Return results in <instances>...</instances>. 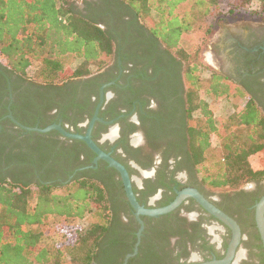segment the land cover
I'll return each mask as SVG.
<instances>
[{"label": "trees", "instance_id": "1", "mask_svg": "<svg viewBox=\"0 0 264 264\" xmlns=\"http://www.w3.org/2000/svg\"><path fill=\"white\" fill-rule=\"evenodd\" d=\"M226 1L234 13L247 10L255 0H0V68L16 82L26 83L29 94H37L30 102L23 92L14 93L11 109L15 117L26 126L36 127L39 120L35 111L39 104L38 109L45 116L40 120V128L57 123V114L51 115L55 110L65 127L70 121L65 95L69 82L100 72L113 62L120 46L147 42L148 36L172 53L181 54L184 35L192 32L199 21L217 17ZM256 1L264 17V0ZM154 14L156 20L149 27L146 20ZM71 58L79 61L74 69L70 66ZM35 64L38 68L31 76L29 70ZM196 71L197 67H186L189 110L201 109L206 126L191 125L188 153L202 184L211 189L239 190L253 181H264V157L258 169L250 161L253 155L264 153L261 102L248 96L250 88L246 91L222 74L214 73L207 88L215 98L232 92L239 98H248L245 106L220 129L207 102L196 96L194 90L201 84ZM6 88L5 83L0 90V118L8 114ZM5 123L12 124L9 120L0 122V165L3 160L9 165L16 158L19 164L26 162L31 170L34 165L44 168L58 158L59 155H53L60 154V150L55 151L60 133H28L14 126L22 141L35 145L26 153L6 152L15 137ZM212 133L221 139L223 149V157L215 161L206 158ZM77 159L80 166L87 165ZM20 166L13 172L20 170ZM106 171L109 172L105 174ZM15 173L9 178L0 172V264H122L125 255L132 252L139 225L129 216L131 206L116 170L91 169L71 180L68 174L62 181L49 183L53 180L46 178L43 181L48 183L37 180L36 185ZM125 214L128 222L122 217ZM52 216L59 218L66 228L81 222L84 226L78 227L75 237L64 244L42 245L44 232L26 227L44 229ZM156 232L158 241L150 239L142 244L138 256L129 264H168L172 252L170 236L180 234L172 229ZM124 235L132 244L130 248L109 257L111 248L120 246Z\"/></svg>", "mask_w": 264, "mask_h": 264}, {"label": "flooded vegetation", "instance_id": "2", "mask_svg": "<svg viewBox=\"0 0 264 264\" xmlns=\"http://www.w3.org/2000/svg\"><path fill=\"white\" fill-rule=\"evenodd\" d=\"M211 54L215 73L229 78L230 82L246 91L250 88L252 92L248 96L259 100L264 111V26L227 30L213 44ZM5 83L9 90V104L12 102L13 105L16 92H23L30 102L37 96L36 93H28L26 83L16 82L0 68V90ZM187 83L183 61L154 38L148 36L147 42L122 45L108 67L90 77L69 82L65 95L70 105V121L65 128L73 134L85 135L103 101L99 110V118L103 122H95L92 138L103 151L128 169L140 204L159 209L174 202L179 192L197 190L235 219L241 228V243L231 264H264L263 242L255 220L256 205L264 198V181H253L239 190L211 189L202 184L188 153V131L193 112L189 110ZM37 106L40 107L39 104ZM39 107L35 111L39 120L36 127L45 118ZM8 114L1 117L0 122L11 121L7 118ZM56 114L57 123H62L57 110L51 113ZM11 123L4 126L15 139L10 140L6 152L13 150V153H18L22 150L26 153L35 142L22 141V136L14 132V128L18 127ZM2 129L0 124V132ZM80 142L60 136L55 150H60V154H54L59 155L58 158L50 160L44 168L34 165L29 170L26 162L19 164L14 158L9 165L3 160L0 172L11 178L14 169L21 165L15 176L33 181L36 185L37 180L48 183L43 181L46 178L52 179L49 182L52 183L54 180L62 181L68 174L70 179L91 169H112L104 161H99L96 166V155ZM78 157L87 165L80 166ZM129 216L134 217L139 225L132 208L129 209ZM122 217L128 222L126 214ZM142 219L145 230L141 245L150 239L158 241L156 231L160 233L172 229L180 234L170 236L172 252L168 264H203L223 260L233 237L229 227L192 198L185 199L169 214L143 216ZM137 232L132 252L127 253L123 261L134 252ZM131 245L128 236L124 235L120 238V246L111 248L109 257L118 255Z\"/></svg>", "mask_w": 264, "mask_h": 264}, {"label": "rangeland", "instance_id": "3", "mask_svg": "<svg viewBox=\"0 0 264 264\" xmlns=\"http://www.w3.org/2000/svg\"><path fill=\"white\" fill-rule=\"evenodd\" d=\"M224 2L220 6V14L217 17L210 18L206 21H199L195 29L184 35L180 43V53L173 52L186 67H197L196 74L199 76L201 84L195 91L197 98L207 102L209 110L213 115L214 122L217 127L221 129L224 123L237 111L242 109L248 101V98H239L232 92L229 96H222L215 98L209 93L207 86L210 84L212 75L216 72L212 63L211 49L217 40L224 36L227 30L246 29V27H263L264 17L259 13L260 4L254 1L247 10L236 11L231 13L230 4ZM80 4V8H82ZM215 18V19H214ZM156 20V14L146 20L149 27L153 26ZM78 60L71 58L70 66L74 69ZM38 64H35L29 73L32 76ZM188 89H190L189 84ZM192 125L206 126V117L203 115L201 109L193 111ZM211 146L206 152V158L209 160H218L223 157L222 141L212 133L210 135ZM264 153H258L250 158L251 164L254 168L262 167V160ZM200 176V175H199ZM201 179V176H200ZM229 189V188H228ZM224 190V189H219ZM233 190V189H230ZM84 226V222L78 223L77 226L68 227L56 216L50 217L48 226L41 228L39 226H27L26 230L43 231L44 237L42 245L49 243H66L68 239L75 237L78 227Z\"/></svg>", "mask_w": 264, "mask_h": 264}, {"label": "water", "instance_id": "4", "mask_svg": "<svg viewBox=\"0 0 264 264\" xmlns=\"http://www.w3.org/2000/svg\"><path fill=\"white\" fill-rule=\"evenodd\" d=\"M11 98H12V96H11ZM102 103H103V101H102ZM102 103L99 106L93 120L91 121L89 129L85 135L73 134V133L69 132L62 125V123H55V124H52L46 128L26 126V125L22 124L21 122H19L16 119V117L14 116L13 111L11 109L12 102L9 104V107H8L9 114H8L7 118H9L18 128H20L21 130L28 132V133L35 132V133H39V134H47V133H50L52 131H57L64 138H67L70 140L82 141L96 155L95 160H94V164L96 166L98 165L99 161H104L107 163V165L110 168L116 170L119 173L120 178H121L122 183H123V186H124V190H125L127 200L129 202L131 208L134 211V215H135L136 220L138 221V223L140 225V228L137 232V243L135 245L134 252L127 255L123 264H128L129 261L132 258L136 257L139 253L143 232L145 230V222L142 219V217L143 216L159 217V216L169 214V213L173 212L174 210H176L181 205V203L187 198L194 199L208 213H210L216 219H218L223 224H225L227 227H229L233 233V237H232V240L229 244L226 257L223 260H215V261L207 262V263H203V264H231L232 260L235 257L236 251H237V249L241 243V238H242L241 228L235 219H233L232 217L227 215L225 212H223L222 210L217 208L215 205L210 203L197 190H193V189L190 190L189 189V190H185L183 192H179L178 197L174 202H172L168 206H165V207L159 208V209L146 208L145 206L140 204V202H139V200H138V198L134 192L132 179H131V176L129 174L128 169L121 162L116 160L111 154L103 151L92 138V131H93V127H94L95 122L96 121H102L99 118V110L102 106ZM92 168H96V167L93 166ZM71 179H73V177L70 178V180ZM255 220H256V225H257L261 240L263 242V247H264V198L256 205Z\"/></svg>", "mask_w": 264, "mask_h": 264}]
</instances>
